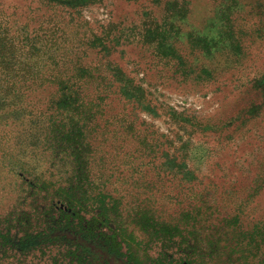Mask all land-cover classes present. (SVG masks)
Masks as SVG:
<instances>
[{"label": "rangeland", "instance_id": "rangeland-1", "mask_svg": "<svg viewBox=\"0 0 264 264\" xmlns=\"http://www.w3.org/2000/svg\"><path fill=\"white\" fill-rule=\"evenodd\" d=\"M49 1L0 0V217L18 201L21 212L36 206L48 219L55 202L65 207L38 178L52 179L50 169L64 185L74 172L66 145L51 141L46 129L53 89L5 93L13 84L38 82L34 74L44 67L19 41L55 28L81 65L100 70L87 91L106 105L99 122L106 134L97 140L92 162L95 184L120 199L126 220L136 214L142 247L129 243L138 262L152 264L160 251L135 226L142 213L151 212L161 222L194 227L193 241L205 253L178 264H264V85L256 84L264 79V0H237L240 38H228L213 59L200 55L187 33L190 27L211 29L218 2L189 0L190 27L184 24L183 35L170 42L186 56V66L157 52L173 34L167 0H90L72 9ZM212 30L210 36L218 32ZM234 39L238 50L228 49ZM113 66L133 83L134 101L120 94ZM189 212L197 221H190ZM18 217L26 223V214ZM98 221L100 226L103 217Z\"/></svg>", "mask_w": 264, "mask_h": 264}, {"label": "trees", "instance_id": "trees-1", "mask_svg": "<svg viewBox=\"0 0 264 264\" xmlns=\"http://www.w3.org/2000/svg\"><path fill=\"white\" fill-rule=\"evenodd\" d=\"M85 1L88 3L90 0H54L55 6L70 9L78 5L83 6ZM49 2L53 3L51 0ZM165 3L166 13L170 14L168 32L175 35H168L163 42L164 49L162 50L161 42L157 52L166 56L170 62L177 60L180 65L186 66V56H183L182 52L179 53L171 43L176 37L179 39L183 35L184 24L190 27L188 21L192 12L191 3L189 0H167ZM216 4L215 22L211 29L206 32L190 27V32L187 33L205 59H213L217 52H224L228 38L234 35L237 39L240 38L235 31L234 17L241 11V4L237 0H217ZM178 5L182 10L175 13L174 9ZM166 28L165 23L160 24L162 33L167 32ZM212 29L218 30L219 33L210 36ZM140 30L142 36L145 33L143 26ZM24 40L19 43L26 48L28 54L36 53L38 61H45L44 67L34 74L38 82L31 86H21L22 88L13 84L7 87L5 93L14 95L18 92L19 96H23L25 91L33 87L53 89L50 102L52 115L46 129L51 141L57 140L66 145L74 163V172L65 180L64 185L59 183L62 177L49 171L50 169L48 172L52 179L44 180L42 176L38 177L54 190L59 197L58 201L65 204V207L61 208L58 207L59 203L55 202L49 212H53L50 219L47 218L48 213H45V210L36 206L32 210L21 212L20 205L23 203L20 201L13 204L12 211L6 217H0V264H141L130 246L131 242H137L134 227L136 214L132 215L131 222L126 220L122 212H119L120 199L109 192L98 190L95 184L96 176L92 162L96 142L100 136L106 134L105 131L100 132L99 124L105 115L106 105L100 95L90 99L87 91L89 86L94 84L91 81L101 76L100 70L81 65L80 57L73 56L67 37L58 35L55 28L49 33ZM97 41L102 50H106L107 45L100 39ZM95 42L96 40L92 44ZM231 46L228 49L238 50L240 44L234 39ZM177 55L178 59H174ZM109 70L119 85L120 94L127 100L137 99L135 87L126 79L127 75L122 69L113 66ZM47 75L48 78H45ZM257 83L264 85V79ZM5 104L4 102L1 107ZM55 178L58 179L54 180ZM15 212L18 214L15 215ZM23 213L27 215V219L26 223L21 224V218L18 216ZM189 213L193 215L192 212ZM143 214L135 226L149 239L148 244H155L160 250L153 257L152 264H178L179 261L189 263L188 260L193 262V254L205 253L199 252L193 241L191 229L194 227L190 222L182 225L166 223L158 220L151 212H145L144 216ZM190 214V221H197L196 217ZM102 217L103 223L98 226V220ZM137 244L142 247L139 241ZM217 252L216 246L209 254L210 257L213 258Z\"/></svg>", "mask_w": 264, "mask_h": 264}]
</instances>
